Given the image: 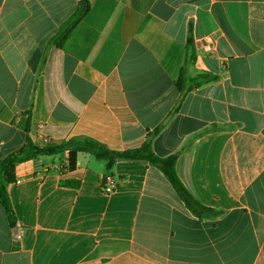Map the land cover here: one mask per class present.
Masks as SVG:
<instances>
[{"label":"crops","instance_id":"obj_1","mask_svg":"<svg viewBox=\"0 0 264 264\" xmlns=\"http://www.w3.org/2000/svg\"><path fill=\"white\" fill-rule=\"evenodd\" d=\"M25 127L39 147L149 140L219 214L195 216L145 160L107 171L80 152L68 171L66 151L41 155L6 184L0 264H264V0H0V160Z\"/></svg>","mask_w":264,"mask_h":264},{"label":"trees","instance_id":"obj_2","mask_svg":"<svg viewBox=\"0 0 264 264\" xmlns=\"http://www.w3.org/2000/svg\"><path fill=\"white\" fill-rule=\"evenodd\" d=\"M87 11V3L81 2L76 13L65 23L58 36L54 39V44L57 47H61L70 31L83 18ZM187 46L191 48L190 38L187 39ZM192 58L193 56L190 54L189 59L192 60ZM199 78H201L202 82H205L209 77L201 75ZM183 82V76L179 75L176 81L178 89H180ZM24 130L26 136L23 145L0 160V204L4 208L10 224L14 223V214L6 191V184L15 182L14 172L16 165L37 156L53 155L64 151L67 152L66 169L68 171H72L76 168L77 155L80 152L88 153L95 160L104 162L107 171L113 167L117 159L145 160L164 174L184 206L195 216L201 218L219 214L218 211L201 205L184 187L175 170L177 154L159 157L153 153L149 140L143 142L142 145L136 149L123 152L111 151L99 142L89 138H73L57 145L39 147L28 137L26 127ZM158 131L159 127H156L152 131H148L147 135H155ZM61 184L76 187L78 182L63 181Z\"/></svg>","mask_w":264,"mask_h":264},{"label":"built area","instance_id":"obj_3","mask_svg":"<svg viewBox=\"0 0 264 264\" xmlns=\"http://www.w3.org/2000/svg\"><path fill=\"white\" fill-rule=\"evenodd\" d=\"M202 49L206 53H210L215 50V43L211 36L207 35L203 38ZM101 190L104 194H110L113 191L111 187V180L109 177H105V179L103 180Z\"/></svg>","mask_w":264,"mask_h":264}]
</instances>
